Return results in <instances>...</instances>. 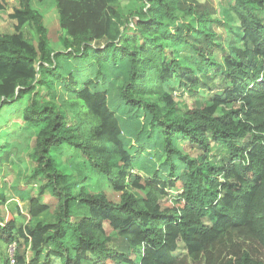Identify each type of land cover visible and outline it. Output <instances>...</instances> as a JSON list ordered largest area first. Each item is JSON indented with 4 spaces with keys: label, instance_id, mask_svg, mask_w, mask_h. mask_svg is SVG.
Here are the masks:
<instances>
[{
    "label": "trees",
    "instance_id": "obj_1",
    "mask_svg": "<svg viewBox=\"0 0 264 264\" xmlns=\"http://www.w3.org/2000/svg\"><path fill=\"white\" fill-rule=\"evenodd\" d=\"M14 1V31H0V126L14 115L19 127L36 129L28 177L39 182L38 195L9 193L0 182L9 212L5 219L0 208V246L13 245L15 264H264V0H229L239 19L229 48L203 3L143 0L122 23L128 35L118 0H53L62 50L50 47L32 0ZM235 11L222 8L228 21ZM27 24L36 47L22 31ZM178 48L194 56L182 58ZM186 75L194 77L187 92L201 75L228 85L180 107L167 88ZM65 146L73 155L57 160ZM80 161L104 175L118 201L88 188ZM46 189L56 200L49 219ZM178 239L182 260L173 255Z\"/></svg>",
    "mask_w": 264,
    "mask_h": 264
},
{
    "label": "rangeland",
    "instance_id": "obj_2",
    "mask_svg": "<svg viewBox=\"0 0 264 264\" xmlns=\"http://www.w3.org/2000/svg\"><path fill=\"white\" fill-rule=\"evenodd\" d=\"M182 5L187 6L189 4H194L197 7L200 3L204 4V8L212 11L214 19H220V23H215L212 25L213 31L218 34V38L228 46L230 43V34L237 33L239 26V19L237 13L234 10L232 3L229 0H180ZM121 8V15L119 17V26L122 28V31L125 30L126 34L131 35V30L129 28L124 29L122 23H124L125 17H128L130 13L134 10H137L141 5L143 0H118ZM32 4L37 8L43 16L44 25L48 30V43L50 47L54 50H62L63 46L61 43V36L63 31L60 28L58 22V13L56 6L53 0H43L41 2L37 0H32ZM18 6V2L14 0L7 1L6 9L0 13V31L1 32H13L14 31V21L8 17V14ZM235 11L232 19L229 21L226 20L222 14V8L227 7ZM234 14V13H233ZM264 16V15H263ZM22 31L27 36L28 40L36 47L38 42V35L35 31V28L31 24H27L22 28ZM121 31V32H122ZM118 31H113L112 37H117ZM207 47L208 45H204ZM167 61H171V58L174 56L172 48H167L166 50ZM179 55L182 58L194 56L192 49L190 48H178ZM221 59V54L219 55ZM186 71V68L182 69ZM191 79H194L192 75L180 76L173 78L172 84L169 88L173 92L177 102L180 104V107L183 106V103L186 105L197 103L199 104L202 100L206 98H211L215 93L221 92L228 85V82L223 81L220 76L213 75H201L198 79L197 88L193 92H187L186 90L190 86ZM47 90L42 88L40 92V99L46 100ZM220 113V111H217ZM22 124V121L18 116L10 115L7 117L6 124L0 126V131L3 130L4 134L0 141V164L3 167V171L0 174V182L3 186V189L10 193L11 187H19L20 189H27L30 191L31 195H38L39 192V182L31 181L29 179L28 173L32 167V162L29 158V151L34 144V137L36 134V129L33 127H19ZM247 138L241 139L239 145L246 143ZM6 143H9L6 144ZM183 150L189 152L192 155H195L198 151L196 146L194 148L188 144L183 145ZM74 149L71 147H64L62 149H56L54 155L57 157V160L68 159L70 155H73ZM231 155H229L230 157ZM77 165L82 166L90 179L88 181V188L97 193L105 192L109 199L113 201H118L119 195L109 189L105 183V177L102 173L96 170H92L87 162H78ZM75 179L78 182L77 188L81 185L80 179L83 178L80 170H75L74 172ZM170 195H175L178 192L174 190H169ZM43 201L49 205V212L44 214L45 219L50 218V212L54 209L56 200L49 193L48 189L44 190ZM17 200V199H16ZM19 206H22L21 202H18ZM3 211L5 219H8L9 212L6 210L5 205L0 206ZM24 221L28 219L27 212L23 210ZM205 223L209 224V220L205 219ZM105 230L107 233H112V228L107 222L104 224ZM177 247L173 251L174 257L177 259H183L186 256V247L181 239L177 240ZM13 245L11 246H0V258L2 254L10 255L12 252ZM44 256V255H43ZM52 259V258H51ZM52 264H60V261L54 258ZM86 264V263H83ZM88 264V263H87Z\"/></svg>",
    "mask_w": 264,
    "mask_h": 264
},
{
    "label": "built area",
    "instance_id": "obj_3",
    "mask_svg": "<svg viewBox=\"0 0 264 264\" xmlns=\"http://www.w3.org/2000/svg\"><path fill=\"white\" fill-rule=\"evenodd\" d=\"M10 264H15V260L13 258V253H10Z\"/></svg>",
    "mask_w": 264,
    "mask_h": 264
}]
</instances>
